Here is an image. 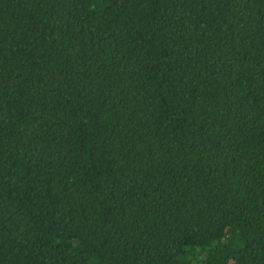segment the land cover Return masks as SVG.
<instances>
[{
  "label": "trees",
  "instance_id": "1",
  "mask_svg": "<svg viewBox=\"0 0 264 264\" xmlns=\"http://www.w3.org/2000/svg\"><path fill=\"white\" fill-rule=\"evenodd\" d=\"M0 264H264V0H0Z\"/></svg>",
  "mask_w": 264,
  "mask_h": 264
}]
</instances>
